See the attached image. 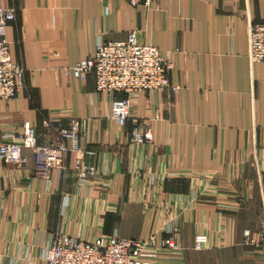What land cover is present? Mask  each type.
<instances>
[{
    "label": "crops",
    "instance_id": "obj_1",
    "mask_svg": "<svg viewBox=\"0 0 264 264\" xmlns=\"http://www.w3.org/2000/svg\"><path fill=\"white\" fill-rule=\"evenodd\" d=\"M1 3L18 12L7 38L27 87L0 100V140L30 123L38 143H50L78 120L81 150L50 179L36 174L29 147L21 166L0 158V264H45L57 232L146 237L173 216L183 248L162 250L154 264H258L243 233L264 221V61L249 57L264 0ZM132 31L170 59V82L180 85L131 95L132 112L154 129L145 144L111 116L112 99L127 94L99 91L93 73L72 70L99 42ZM78 157L98 167L87 184L74 172Z\"/></svg>",
    "mask_w": 264,
    "mask_h": 264
},
{
    "label": "built area",
    "instance_id": "obj_2",
    "mask_svg": "<svg viewBox=\"0 0 264 264\" xmlns=\"http://www.w3.org/2000/svg\"><path fill=\"white\" fill-rule=\"evenodd\" d=\"M129 1L133 5H150L153 0ZM17 16L16 7L4 6L0 0V100L14 97L27 87L26 69L22 63L14 60L7 38V25ZM249 57L252 61H264V19L250 24ZM171 68L170 59L162 55L157 45L140 42L135 31H132L126 39L99 42L95 52L78 61L72 70L81 79H87L93 73L99 91L127 94L112 99L111 116L121 126L131 123V141L145 144L153 142L154 129L132 112L131 95L143 89L164 90L171 87L176 91L180 85L171 84ZM46 123L49 124V121ZM61 133L59 140L42 145L37 141L35 127L27 123L21 131L11 134V141L0 140V158L21 165L27 161L24 148H32L37 155L36 173L49 177L51 168L58 161H63L64 151L81 150L78 120L73 122L70 129H62ZM70 136L73 138L72 143L67 141ZM81 166V173H93L96 169L83 163ZM168 231L171 236L160 241L155 235L148 239L121 237L117 234L110 238L98 236L89 239L57 232L44 253L45 264H151L142 259L147 247H178V223H172ZM244 243L256 247L264 257V227L258 233L246 230Z\"/></svg>",
    "mask_w": 264,
    "mask_h": 264
},
{
    "label": "rangeland",
    "instance_id": "obj_3",
    "mask_svg": "<svg viewBox=\"0 0 264 264\" xmlns=\"http://www.w3.org/2000/svg\"><path fill=\"white\" fill-rule=\"evenodd\" d=\"M80 131H81V127H80ZM46 144H48V143H45L44 145H46ZM43 145V144H42ZM70 147V146H69ZM32 149V148H31ZM33 150V149H32ZM34 151V150H33ZM75 150L74 149H70V150H66V151H64V153H63V161H58V163L56 164V166H54V167H52L51 168V171H50V175H49V177H43V176H40V175H38L37 173V175L39 176V177H42V178H47V179H50L51 177H52V175H53V173H54V171L55 170H59V171H61L62 173L63 172H66L67 171V165H68V162H67V159H68V157H69V155L72 153V152H74ZM87 152H91V151H87ZM83 155V154H82ZM80 158H81V156H80ZM5 161V160H4ZM6 162V161H5ZM25 162H27V161H25ZM24 162V163H25ZM13 163H16V162H13ZM23 163V164H24ZM85 164V165H89V166H95V165H93V164H90V163H87V162H85L84 160H80L79 159V157H78V159H77V161H76V163H75V165L73 166V169H74V172L76 173V175H77V178H78V182H80V184H87L88 183V181L90 180V178H92V177H94L97 173H98V167H96V169H95V171L93 172V173H86V172H84V173H81V171H82V168H83V166H81V164ZM16 164H18V165H20L19 163H16ZM22 165V164H21ZM20 165V166H21ZM36 165H37V162H36ZM35 171H36V168H35ZM195 187V186H194ZM181 190H183V189H181ZM186 191V190H185ZM193 191H194V189H193ZM192 190H191V192H193ZM186 193H181V194H178V197H187L186 195H185ZM179 219L176 217V216H173V217H170L169 219H168V221L166 222V224H164V226L162 227V228H164V230H158V229H156L155 231H152L150 234H148L146 237H128V236H125V235H121L120 233H118V232H116V233H112V234H109V235H99V236H105V237H107V238H110V237H112L113 235H119V236H121V237H128V238H134V239H148V238H150L152 235H155L156 237H157V239L160 241L161 239H163V238H166V237H169V236H171V233L168 231L169 230V227H170V225L172 224V223H174V222H177L178 223V227H179V233H178V247H176V248H172V247H168V246H164V247H147V251H145V254H143L142 255V259L143 260H147V261H150L151 262V264H154V260H155V258H156V256L162 251V250H164V249H168V250H181L182 248H183V246H182V243H181V226H180V223H179V221H178ZM174 221V222H173ZM264 227V221L262 222V225H261V228L259 229V230H261L262 228ZM247 230H249V229H247ZM259 230L258 231H252L253 233H258L259 232ZM251 231V230H250ZM60 233H63V232H60ZM65 233V232H64ZM56 234V233H55ZM55 234H54V236H55ZM65 234H69V235H73V236H77V235H74V234H71V233H65ZM53 236V237H54ZM95 237H98V236H95ZM94 237V238H95ZM197 237H198V239L200 238V236L199 235H197ZM153 238H155L154 236H153ZM89 239H93V238H89ZM53 240V239H52ZM201 244V241H196L195 242V248L196 249H201L202 247L201 246H198V244ZM243 243H244V233H243ZM245 245H247V246H250V248H251V250L252 251H254L255 252V254H258V257H257V259H258V264H264V257H262L261 255H260V252H259V250L256 248V247H254L253 245H250V244H245Z\"/></svg>",
    "mask_w": 264,
    "mask_h": 264
}]
</instances>
